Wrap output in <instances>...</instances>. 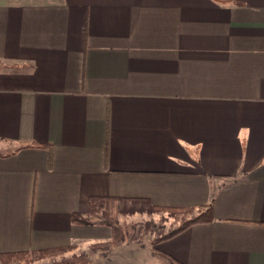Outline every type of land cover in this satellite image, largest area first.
Segmentation results:
<instances>
[{
  "label": "crops",
  "instance_id": "obj_1",
  "mask_svg": "<svg viewBox=\"0 0 264 264\" xmlns=\"http://www.w3.org/2000/svg\"><path fill=\"white\" fill-rule=\"evenodd\" d=\"M95 197L213 220L94 249ZM50 250L264 264V0H0V255Z\"/></svg>",
  "mask_w": 264,
  "mask_h": 264
},
{
  "label": "trees",
  "instance_id": "obj_2",
  "mask_svg": "<svg viewBox=\"0 0 264 264\" xmlns=\"http://www.w3.org/2000/svg\"><path fill=\"white\" fill-rule=\"evenodd\" d=\"M128 201L121 199H105V198H91L90 199V216H96L98 214L101 215L102 220L101 223L110 227L113 231V239L109 243H101L94 246V249L101 247H113L118 246L124 243L129 235L131 234V227L123 226L118 223V216L122 214H135L138 212V209H134V207L127 208V206H120L123 203H127ZM133 204L143 203L147 204V201H131ZM155 209V208H154ZM161 210V209H160ZM163 211H167L170 214L176 216V223L178 227L173 231L169 232L166 235H163L155 240V242H161L168 240L177 236L178 234L184 232L191 226L196 224L209 223L213 220L212 217V204L208 207H200V208H191V209H163ZM73 220L80 224H90L88 219L81 217L80 215H75ZM72 251L70 248L60 249L58 252H68ZM51 252L56 251H43L38 255L42 257H46ZM34 253L31 252H19V253H6L0 255V260L3 264H14L15 262H23L26 261L29 263L31 261L32 256L35 257ZM61 264H87V258L83 255H72L71 259L64 260Z\"/></svg>",
  "mask_w": 264,
  "mask_h": 264
},
{
  "label": "rangeland",
  "instance_id": "obj_3",
  "mask_svg": "<svg viewBox=\"0 0 264 264\" xmlns=\"http://www.w3.org/2000/svg\"><path fill=\"white\" fill-rule=\"evenodd\" d=\"M134 209H144V212H136L135 214H122L118 216V223L123 226L131 227V234L129 237H135L136 240H153L168 234L178 227L176 223V216L167 212H151L148 213V208L141 204H129L127 208ZM122 209V206H120ZM100 215V214H99ZM101 216V215H100ZM128 237V238H129ZM75 253H61L60 255H55L53 257H42L39 255L32 256L31 261L27 263L15 262L14 264H61L64 260L71 259L72 255ZM83 255L87 258V264L90 262V257H92L91 251ZM1 261V260H0ZM0 264H3L0 262Z\"/></svg>",
  "mask_w": 264,
  "mask_h": 264
}]
</instances>
